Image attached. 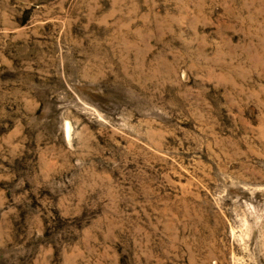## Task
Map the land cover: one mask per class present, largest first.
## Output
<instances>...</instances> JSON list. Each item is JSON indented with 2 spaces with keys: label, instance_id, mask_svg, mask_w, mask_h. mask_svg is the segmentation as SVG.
<instances>
[{
  "label": "rangeland",
  "instance_id": "1",
  "mask_svg": "<svg viewBox=\"0 0 264 264\" xmlns=\"http://www.w3.org/2000/svg\"><path fill=\"white\" fill-rule=\"evenodd\" d=\"M0 264H264V0H0Z\"/></svg>",
  "mask_w": 264,
  "mask_h": 264
}]
</instances>
